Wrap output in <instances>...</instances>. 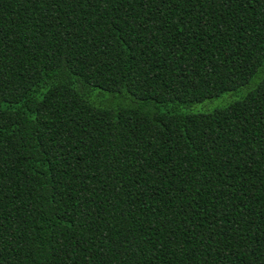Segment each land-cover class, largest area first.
Masks as SVG:
<instances>
[{
	"label": "trees",
	"instance_id": "obj_1",
	"mask_svg": "<svg viewBox=\"0 0 264 264\" xmlns=\"http://www.w3.org/2000/svg\"><path fill=\"white\" fill-rule=\"evenodd\" d=\"M0 264H264V0H0Z\"/></svg>",
	"mask_w": 264,
	"mask_h": 264
},
{
	"label": "rangeland",
	"instance_id": "obj_2",
	"mask_svg": "<svg viewBox=\"0 0 264 264\" xmlns=\"http://www.w3.org/2000/svg\"><path fill=\"white\" fill-rule=\"evenodd\" d=\"M233 94V92H227L219 97L205 100L203 102L193 104L192 106H184L182 107V110L186 112H207L232 101L236 98Z\"/></svg>",
	"mask_w": 264,
	"mask_h": 264
}]
</instances>
